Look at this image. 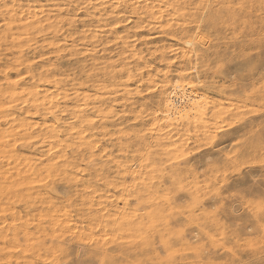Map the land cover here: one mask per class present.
Wrapping results in <instances>:
<instances>
[{"label": "rangeland", "instance_id": "rangeland-1", "mask_svg": "<svg viewBox=\"0 0 264 264\" xmlns=\"http://www.w3.org/2000/svg\"><path fill=\"white\" fill-rule=\"evenodd\" d=\"M263 30L264 0H0V264H264Z\"/></svg>", "mask_w": 264, "mask_h": 264}, {"label": "bare ground", "instance_id": "bare-ground-1", "mask_svg": "<svg viewBox=\"0 0 264 264\" xmlns=\"http://www.w3.org/2000/svg\"><path fill=\"white\" fill-rule=\"evenodd\" d=\"M248 26V25H247ZM253 26V25H252ZM256 26V25H255ZM264 31V30H263ZM264 52V51H263ZM238 58V57H237ZM263 62V61H262ZM264 63V62H263ZM264 67V66H263ZM240 69V68H239ZM253 72V71H252ZM250 73V72H249ZM261 74V73H260ZM249 75V74H248ZM254 75V74H253ZM261 75H263V74H261ZM252 77V76H251ZM251 77H249V78H251ZM259 77V76H258ZM264 78V77H263ZM259 79V78H258ZM254 81V80H253ZM255 82V81H254ZM259 84H261V83H259ZM256 94V93H255ZM175 99H178V97H176ZM173 104V103H172ZM189 108H191V105H189L188 106ZM172 110V109H171ZM175 110V109H174ZM174 110H172L173 112H175ZM188 110V109H187ZM191 110H192V108H191ZM191 110H190V112H191ZM176 112H178L177 110H176ZM193 112V111H192ZM262 232V231H261ZM262 238V237H261ZM264 238V237H263ZM264 252V249H261V251L259 252V253H263ZM264 259V258H263ZM262 259V260H263ZM261 260V261H262Z\"/></svg>", "mask_w": 264, "mask_h": 264}, {"label": "snow or ice", "instance_id": "snow-or-ice-1", "mask_svg": "<svg viewBox=\"0 0 264 264\" xmlns=\"http://www.w3.org/2000/svg\"><path fill=\"white\" fill-rule=\"evenodd\" d=\"M237 264H240V262H237Z\"/></svg>", "mask_w": 264, "mask_h": 264}]
</instances>
